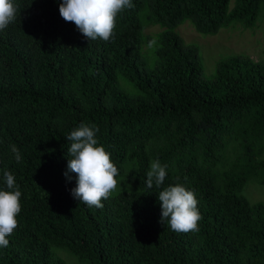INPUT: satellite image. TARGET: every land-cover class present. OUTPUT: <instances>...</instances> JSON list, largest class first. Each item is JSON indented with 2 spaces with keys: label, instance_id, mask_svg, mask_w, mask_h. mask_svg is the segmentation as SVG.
<instances>
[{
  "label": "trees",
  "instance_id": "1",
  "mask_svg": "<svg viewBox=\"0 0 264 264\" xmlns=\"http://www.w3.org/2000/svg\"><path fill=\"white\" fill-rule=\"evenodd\" d=\"M14 2L0 32V188L7 168L22 208L0 264H71L59 249L77 264H264V202L243 194L249 180L264 184V54L226 55L205 77L199 47L176 30L252 28L264 0H132L108 42L66 22L62 0ZM81 122L99 128L118 168L102 208L76 200L75 173L64 175L66 136ZM155 159L163 186L178 177L194 191L198 231L160 223L162 189L146 185Z\"/></svg>",
  "mask_w": 264,
  "mask_h": 264
},
{
  "label": "clouds",
  "instance_id": "2",
  "mask_svg": "<svg viewBox=\"0 0 264 264\" xmlns=\"http://www.w3.org/2000/svg\"><path fill=\"white\" fill-rule=\"evenodd\" d=\"M133 7L132 0H62L59 12L66 22L74 23L89 42L98 39L108 42L114 40L118 14ZM17 11L14 0H0V32L15 21ZM155 43V40L150 41L148 47L152 48ZM98 131L95 125L81 122L66 136L71 143L67 153L70 159L64 175L70 181V173H75L76 186L71 189V194L89 208H102V200L108 199L118 188V168L105 146L98 142ZM10 150L15 161L20 163L22 156L18 147L12 144ZM166 168L159 159H155L150 161L146 173L147 187L155 185L162 189L158 192L161 202L160 223L175 232L198 231L201 215L194 191L179 183L178 177L177 182L163 186ZM2 172L5 187L0 188V247H7L9 240L6 237L18 227L22 192L12 172L7 168Z\"/></svg>",
  "mask_w": 264,
  "mask_h": 264
},
{
  "label": "rangeland",
  "instance_id": "3",
  "mask_svg": "<svg viewBox=\"0 0 264 264\" xmlns=\"http://www.w3.org/2000/svg\"><path fill=\"white\" fill-rule=\"evenodd\" d=\"M235 0H229L232 8ZM161 28L158 25L148 26L144 29L147 34H153ZM185 43L196 44L199 47L203 61L202 74L209 77L213 73L217 61L230 54H246L253 59H259L264 54V16H258L256 25L252 28H243L239 23L221 28L216 34L198 33L189 20L183 21L176 28ZM243 194L250 202H264V184L249 180L243 189ZM73 259L71 264H77L75 257L64 249L58 250ZM62 252V253H63Z\"/></svg>",
  "mask_w": 264,
  "mask_h": 264
}]
</instances>
